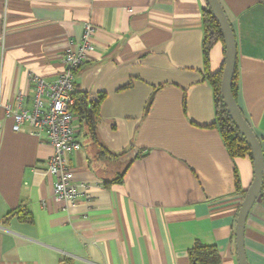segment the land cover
Instances as JSON below:
<instances>
[{"label": "crops", "instance_id": "obj_1", "mask_svg": "<svg viewBox=\"0 0 264 264\" xmlns=\"http://www.w3.org/2000/svg\"><path fill=\"white\" fill-rule=\"evenodd\" d=\"M236 44V102L264 152V0H219ZM205 0H0V264H192L214 246L238 264L234 226L253 178L219 129L213 87L224 44L203 53ZM131 9L132 11H129ZM85 23L93 50L76 90L96 103L99 142L68 156L78 190L65 208L47 171L52 147L14 131L4 106L32 105L30 76L53 82ZM79 123V120H76ZM125 169L122 183H105ZM237 170L240 190L235 187ZM246 264H264V188L244 227Z\"/></svg>", "mask_w": 264, "mask_h": 264}, {"label": "built area", "instance_id": "obj_2", "mask_svg": "<svg viewBox=\"0 0 264 264\" xmlns=\"http://www.w3.org/2000/svg\"><path fill=\"white\" fill-rule=\"evenodd\" d=\"M94 32L93 25L85 23L79 40L68 42L61 57L62 68L53 82H45L37 74L30 76L33 96L29 109L15 108L13 102L4 106L6 114L13 119L14 131H27L51 145L52 154L47 161L46 171L56 178L54 197L61 200L65 208L75 206L82 195L90 197L86 191L81 193L78 190L68 156L81 149L77 138L80 125L76 123L77 117L70 107L76 91V74L93 50Z\"/></svg>", "mask_w": 264, "mask_h": 264}, {"label": "trees", "instance_id": "obj_3", "mask_svg": "<svg viewBox=\"0 0 264 264\" xmlns=\"http://www.w3.org/2000/svg\"><path fill=\"white\" fill-rule=\"evenodd\" d=\"M202 23L204 29L203 53L205 62L207 63L209 50L216 42H223V39L219 24L206 3L202 11ZM221 75L222 70L211 73L208 69H206V76L210 81L214 91V103L216 111L214 126L219 129L224 145L232 158L248 157L252 161L250 146L227 112L224 102L221 98ZM231 91L236 100V69L232 78ZM72 98L73 104L70 107V110L79 120L80 133L83 131V133H85L90 139L91 143L97 148L98 157H105L109 155L108 159L115 158L114 155L108 153L106 148L98 140L95 122L96 103L90 101L86 94L78 90L74 92ZM124 172L125 169L117 171L115 177L108 180L105 184L110 185L112 183H122ZM234 179L236 189L240 190V179L237 170H235ZM188 256L192 264H219L220 262L218 251L214 246L203 245L199 242H196L188 250Z\"/></svg>", "mask_w": 264, "mask_h": 264}, {"label": "water", "instance_id": "obj_4", "mask_svg": "<svg viewBox=\"0 0 264 264\" xmlns=\"http://www.w3.org/2000/svg\"><path fill=\"white\" fill-rule=\"evenodd\" d=\"M205 2L219 24L225 49L220 81L221 98L227 112L251 149L253 178L245 190L244 197L239 205L234 226L237 261L238 264H246L244 254V227L249 209L264 186V152L259 138L244 118L231 91L232 78L236 67V44L232 26L219 0H205Z\"/></svg>", "mask_w": 264, "mask_h": 264}]
</instances>
